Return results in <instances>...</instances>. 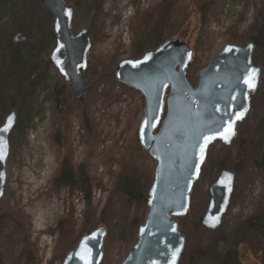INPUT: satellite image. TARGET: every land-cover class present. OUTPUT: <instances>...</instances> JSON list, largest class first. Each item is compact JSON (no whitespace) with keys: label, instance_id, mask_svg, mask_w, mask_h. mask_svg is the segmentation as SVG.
Returning <instances> with one entry per match:
<instances>
[{"label":"rangeland","instance_id":"1","mask_svg":"<svg viewBox=\"0 0 264 264\" xmlns=\"http://www.w3.org/2000/svg\"><path fill=\"white\" fill-rule=\"evenodd\" d=\"M160 1L100 0L99 20L106 37L93 42L90 34L92 47L84 71L89 92L83 98H73L71 86L64 83L52 65L49 71L45 67L41 71L59 85H66L59 98L64 100L67 114L61 120L52 118L53 102L45 99L47 92L42 87L34 99L33 122L27 132L18 127L10 137L11 152L0 213L4 217H22L25 223L29 243L20 245L28 248L26 255L18 258L19 264H63L70 241L81 238L87 215L92 218V230L100 225L108 229L101 264H118L136 242L138 227L148 215L145 186L150 187L153 182L157 161L138 140L145 98L140 91L119 83L115 70L123 59L135 58L132 24L137 13L151 9ZM177 1L179 9L187 6L191 9L187 19L182 12H171L183 32L170 38H182L194 50L187 68V78L194 87L199 81V71L224 45H246L251 42L250 37L259 33L257 25L264 22V0H217L212 7L213 0ZM199 12L205 14V21L195 27L194 17ZM9 16L4 10L0 31L10 20ZM82 19L74 28V15V33L83 28ZM15 32L10 30L4 35L7 48L2 50L7 58L11 56L9 50L20 52L29 46L28 41L14 44ZM98 32L95 30L97 37ZM24 33L30 36L25 30ZM151 44L142 45L144 52L160 45ZM253 62L262 67L263 74L258 91L251 95V110L238 124L237 136L230 144L216 142L210 146L191 192L189 212L178 218L186 239L179 264H191L196 254H189L187 250L197 247L205 252L215 248L220 256L219 262L208 260L201 256L205 253L202 251L197 264H264V253L258 251L264 252V236L254 233L246 224L256 215L259 196L264 193V45L255 49ZM38 76L33 78L37 80ZM13 109L18 112L17 105ZM69 149L72 155L66 153ZM63 158L70 159L74 167L83 166L89 173L92 187L88 200L78 183L54 188L59 161ZM224 168L237 173L235 190L222 225L215 231L206 230L200 225V219L208 205V189ZM125 178L139 183L146 194L144 200L136 201L120 191V182ZM8 235L9 230L0 231V264L11 263L8 248L14 245L5 244L4 236ZM16 237H20L19 232Z\"/></svg>","mask_w":264,"mask_h":264},{"label":"water","instance_id":"2","mask_svg":"<svg viewBox=\"0 0 264 264\" xmlns=\"http://www.w3.org/2000/svg\"><path fill=\"white\" fill-rule=\"evenodd\" d=\"M40 4L53 15L55 44L49 61L64 83L71 86L73 98L81 99L89 92L84 78L92 47L89 29L83 27L74 33L75 8L66 0H40ZM26 40L23 31L12 36L14 44ZM255 49L254 42L244 46L224 45L199 71L196 87L187 78L194 50L179 37L166 39L139 58L118 63L116 80L140 91L145 98L138 140L157 161L147 194L148 215L138 227L136 242L118 264H179L186 239L178 218L189 212L191 192L201 175L208 150L216 142L230 144L236 138L238 124L251 110V95L258 91L263 69L253 62ZM253 71L256 86L250 89L244 81ZM240 113L243 117L237 120ZM17 122L18 113L11 110L0 125V145L4 152L0 160V200L5 193L10 135ZM230 124L235 135L225 141L221 133ZM209 137L214 138L208 140ZM236 180L237 173L224 168L209 186L208 205L200 219L204 229L215 231L222 225ZM217 217L219 223L212 227ZM107 235L108 229L103 225L83 235L65 256L63 264H101Z\"/></svg>","mask_w":264,"mask_h":264},{"label":"trees","instance_id":"3","mask_svg":"<svg viewBox=\"0 0 264 264\" xmlns=\"http://www.w3.org/2000/svg\"><path fill=\"white\" fill-rule=\"evenodd\" d=\"M66 2L75 7L74 28L78 26V22L83 18V27L89 29L93 37V42L106 37L103 25L99 20L100 0H66ZM178 2L177 0H162L154 4L151 9L143 13H137L135 22L132 24V31L134 33L133 53L135 58H139L143 54L144 50L142 45L151 43V45L161 44L166 39L183 32L180 30L181 24L179 21L172 19L171 12H182V16H185L184 19H187L188 10L191 9V6L185 8L181 7L179 9ZM216 2L217 0H213L211 7L215 5ZM4 10L6 13L10 14V20L8 22L6 21V26H1L2 31H0V125H2L5 115L11 110H14L13 107L17 105L18 112L16 109L15 111L19 113V115L16 128L21 127L23 131L27 132L28 127L33 122L32 112L34 108V99L39 89L42 87L45 88L47 92V97H45V99H50L53 102L51 111L52 118L55 120L64 119L67 114L65 113L66 108L63 103L64 100H61L59 95L60 91H63L67 87L65 84L59 85L56 80L53 81L50 76L41 73L44 67L48 71L52 67L48 59V54L55 42L51 12L41 6L40 0H0V16L3 14ZM209 11H211V8ZM204 21L205 14L203 15L199 12L198 15H195L193 23H195V27H197L201 26ZM257 28L259 33L255 37H250L251 39H249V41L254 42L256 48H260L264 45V22L258 24ZM17 29L23 32L25 30V32L30 35L29 37L27 36L29 46L20 52L9 50L11 56L8 55L9 57L7 58L2 50L4 47L7 48L5 46L6 38H4V35L5 33H9L10 30L12 32L16 30L17 32ZM95 30L99 31L98 37L96 36ZM165 33L166 35L163 37ZM156 40L160 41L156 43ZM38 74V79L35 80L33 77ZM66 153L72 155V150L69 149ZM59 166V176L54 180V188L59 185L73 186L78 183L86 200H88L90 197L89 194H91L92 180L89 179V173L86 172L85 168L83 166L80 168L74 167L72 161L70 159L66 160V158L59 161ZM134 178L138 180L137 176H134ZM135 179H123L120 182L119 188L120 191L125 193L128 197L136 201H142L145 199L146 194H144V191ZM149 188V185L145 186L146 190H149ZM9 213L13 212L8 211V214ZM85 220L86 224L81 236L90 232L93 228L92 218H89L87 215ZM246 224L248 229L264 236V193L259 196L256 215L247 220ZM6 230H9V235L4 236V239H6L5 244L11 243L14 245L12 249L7 247L10 254H12L10 264H19L18 258L20 259L21 255H26L25 251L28 248V246H23L22 248L20 245H27L29 243V237L26 233L23 218L4 217L3 212H1L0 231L3 232ZM16 232H19V238L16 237ZM78 240L79 238L70 241L67 252L75 247ZM201 249V247H197L193 250H187V252H190L189 254H196H192L191 264H197L199 262V254L201 255L202 251L205 252ZM218 251H215V248L211 250L208 249V251L201 256L208 260L215 259L219 262L220 256ZM258 251L264 253L262 249ZM237 255L238 257L242 256L239 254V251ZM262 259H264L263 254Z\"/></svg>","mask_w":264,"mask_h":264},{"label":"snow or ice","instance_id":"4","mask_svg":"<svg viewBox=\"0 0 264 264\" xmlns=\"http://www.w3.org/2000/svg\"><path fill=\"white\" fill-rule=\"evenodd\" d=\"M249 47H251V46H249ZM228 50L230 51L231 49H228ZM57 62L60 63V61H57ZM254 78H255V71H253L251 76H249V78L244 81L245 84H247L250 89H254L255 86H256ZM242 117H243V113H240L239 115L236 116V119L238 120V119H241ZM146 123H147V121H146ZM142 135H143V133H142ZM233 135H235V129H234V127L231 124L226 128L224 133H221V136H222V138L225 141L230 140ZM213 138L214 137H209L207 139L210 140V139H213ZM3 156H4L3 147H2V145H0V160L3 159ZM229 191H231V188H229ZM217 223H219V218L218 217L214 218L213 223H212L211 226L215 227V225Z\"/></svg>","mask_w":264,"mask_h":264},{"label":"flooded vegetation","instance_id":"5","mask_svg":"<svg viewBox=\"0 0 264 264\" xmlns=\"http://www.w3.org/2000/svg\"><path fill=\"white\" fill-rule=\"evenodd\" d=\"M10 146H11V142H10ZM10 152H11V149H10Z\"/></svg>","mask_w":264,"mask_h":264}]
</instances>
